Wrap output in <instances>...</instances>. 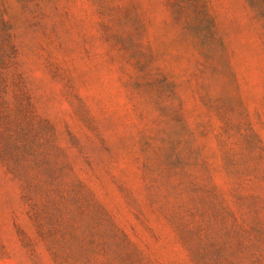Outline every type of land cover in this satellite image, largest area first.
Returning <instances> with one entry per match:
<instances>
[{
	"label": "rangeland",
	"instance_id": "rangeland-1",
	"mask_svg": "<svg viewBox=\"0 0 264 264\" xmlns=\"http://www.w3.org/2000/svg\"><path fill=\"white\" fill-rule=\"evenodd\" d=\"M0 264H264V0H0Z\"/></svg>",
	"mask_w": 264,
	"mask_h": 264
}]
</instances>
